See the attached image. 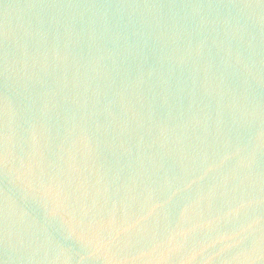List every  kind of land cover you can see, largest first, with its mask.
I'll return each mask as SVG.
<instances>
[{
	"label": "water",
	"instance_id": "obj_1",
	"mask_svg": "<svg viewBox=\"0 0 264 264\" xmlns=\"http://www.w3.org/2000/svg\"><path fill=\"white\" fill-rule=\"evenodd\" d=\"M0 264H264V0H0Z\"/></svg>",
	"mask_w": 264,
	"mask_h": 264
}]
</instances>
